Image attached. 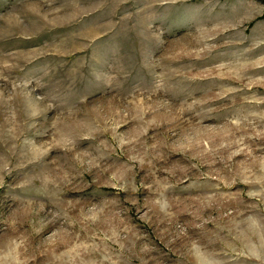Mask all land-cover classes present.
<instances>
[{
	"label": "rangeland",
	"instance_id": "rangeland-1",
	"mask_svg": "<svg viewBox=\"0 0 264 264\" xmlns=\"http://www.w3.org/2000/svg\"><path fill=\"white\" fill-rule=\"evenodd\" d=\"M0 264H264V0H0Z\"/></svg>",
	"mask_w": 264,
	"mask_h": 264
}]
</instances>
